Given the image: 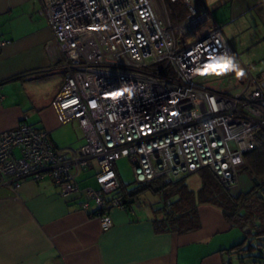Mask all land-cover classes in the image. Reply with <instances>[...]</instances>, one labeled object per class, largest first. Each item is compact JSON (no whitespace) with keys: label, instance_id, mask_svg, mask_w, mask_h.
<instances>
[{"label":"built area","instance_id":"1","mask_svg":"<svg viewBox=\"0 0 264 264\" xmlns=\"http://www.w3.org/2000/svg\"><path fill=\"white\" fill-rule=\"evenodd\" d=\"M168 1L188 11L175 28L165 0H40L52 33L44 50L64 73L53 106L62 122L76 121L83 144L53 147L44 130L19 122L0 132V184L16 188L48 174L60 197L84 193L104 229L110 209L126 208L114 194L122 157L136 184H169L202 168L227 188L237 184L258 134L264 143L261 81L246 70L236 93L204 87L221 72L212 70L217 64L241 71L239 56L208 7ZM7 43L0 38V49ZM92 164L98 186L80 189L75 175Z\"/></svg>","mask_w":264,"mask_h":264},{"label":"crops","instance_id":"2","mask_svg":"<svg viewBox=\"0 0 264 264\" xmlns=\"http://www.w3.org/2000/svg\"><path fill=\"white\" fill-rule=\"evenodd\" d=\"M196 1L198 8L210 9L230 45L229 39H243L248 14L261 22L259 33L264 31V0ZM231 21L229 37L224 29ZM0 38L8 41L0 49V132L26 122L44 130L56 148L83 140L76 121L62 122L53 106L64 73L44 50L52 33L40 0H0ZM95 173V164L77 173L79 188H97ZM94 208L84 193L57 195L48 174L16 188L0 184V264H223L221 250L235 227L219 209L202 205L196 229L158 231L149 207L131 202L110 209L111 225L104 229Z\"/></svg>","mask_w":264,"mask_h":264},{"label":"trees","instance_id":"3","mask_svg":"<svg viewBox=\"0 0 264 264\" xmlns=\"http://www.w3.org/2000/svg\"><path fill=\"white\" fill-rule=\"evenodd\" d=\"M165 2L173 5L168 16L176 23L185 16L176 2ZM240 171L248 174L251 184L237 192L223 185L209 169L202 168L197 171L200 186L196 191L188 187L185 176L169 184L157 178L131 188L120 179L121 187L114 194L126 204H146L151 212L150 220L158 231L184 233L196 229L200 225L198 208L202 205L216 207L231 226L243 231L241 241L221 250L223 264H230L232 254L237 255L241 264H264V143L260 134L255 148L244 154L237 177ZM238 184L239 181L236 186Z\"/></svg>","mask_w":264,"mask_h":264},{"label":"rangeland","instance_id":"4","mask_svg":"<svg viewBox=\"0 0 264 264\" xmlns=\"http://www.w3.org/2000/svg\"><path fill=\"white\" fill-rule=\"evenodd\" d=\"M155 2L159 6L158 0H155ZM176 3L179 6V9L182 10V12L186 15L188 11L185 5L181 1H178ZM193 4L195 6H198V2L196 0ZM164 6L167 15L170 14L173 5L169 4L168 2H164ZM161 12L163 13V11ZM168 18L172 26L175 28L176 22L171 19V17L168 16ZM246 23H248L246 24V26L248 25L249 28L245 27L242 33H240L243 39H229L231 45L235 49V53L239 56V62L242 65L241 71L243 72V75H239L241 71L233 68V66H230L226 70L219 72L214 77L205 81L203 83L204 87L221 93L233 94L238 92L245 86V82L247 79L246 70L252 77L257 78H260V74L264 72V31L262 33H259L258 28V26L261 25V22L257 19V17L248 14V16L246 17ZM232 24L233 22L231 21L229 23V26H226L224 29V32L229 37H231V33L229 32V30H231L230 28L235 25ZM81 144H83L82 139H74L73 147L71 148L77 149V147H80ZM229 144H231V142ZM115 166L118 175L123 183H125L128 188L133 187L136 183L133 175L132 164L129 159L126 157H122L116 161ZM238 181V186L235 185L234 187H231V190L234 192L246 190L251 184V180L245 171L239 172V176L237 177V182ZM185 182L190 189L196 191L200 186L198 173L196 172L186 176ZM149 198L153 199V197L151 196ZM230 234L232 238L228 245L241 241L243 238V231L238 227H233ZM230 264H241L236 254H232L230 256Z\"/></svg>","mask_w":264,"mask_h":264},{"label":"snow or ice","instance_id":"5","mask_svg":"<svg viewBox=\"0 0 264 264\" xmlns=\"http://www.w3.org/2000/svg\"><path fill=\"white\" fill-rule=\"evenodd\" d=\"M229 67L228 64H217L213 67V71H215L216 69H220V70H226Z\"/></svg>","mask_w":264,"mask_h":264},{"label":"water","instance_id":"6","mask_svg":"<svg viewBox=\"0 0 264 264\" xmlns=\"http://www.w3.org/2000/svg\"><path fill=\"white\" fill-rule=\"evenodd\" d=\"M262 78H263V81L261 82V86H262V88L264 89V73H262ZM253 181L255 182V183H257V181L255 180V179H253Z\"/></svg>","mask_w":264,"mask_h":264},{"label":"flooded vegetation","instance_id":"7","mask_svg":"<svg viewBox=\"0 0 264 264\" xmlns=\"http://www.w3.org/2000/svg\"><path fill=\"white\" fill-rule=\"evenodd\" d=\"M259 80L262 82L263 81V78H262V76L260 75V78H259Z\"/></svg>","mask_w":264,"mask_h":264},{"label":"clouds","instance_id":"8","mask_svg":"<svg viewBox=\"0 0 264 264\" xmlns=\"http://www.w3.org/2000/svg\"><path fill=\"white\" fill-rule=\"evenodd\" d=\"M228 65H229V64H228ZM221 71H223V69H222ZM239 75H243V72L241 71V72L239 73Z\"/></svg>","mask_w":264,"mask_h":264}]
</instances>
